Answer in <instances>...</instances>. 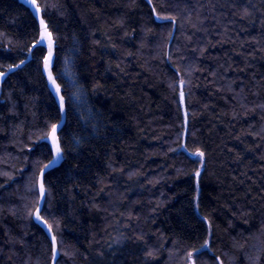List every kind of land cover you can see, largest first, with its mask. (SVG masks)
I'll return each mask as SVG.
<instances>
[{
    "label": "trees",
    "instance_id": "16d2710c",
    "mask_svg": "<svg viewBox=\"0 0 264 264\" xmlns=\"http://www.w3.org/2000/svg\"><path fill=\"white\" fill-rule=\"evenodd\" d=\"M38 2L55 5L43 16L65 112L28 53L32 10L0 0V71L25 61L0 79V264H53L28 215L53 123L64 153L41 215L59 264H187L205 240L196 264H264V0H153L174 25L147 0Z\"/></svg>",
    "mask_w": 264,
    "mask_h": 264
},
{
    "label": "snow or ice",
    "instance_id": "6c2138e0",
    "mask_svg": "<svg viewBox=\"0 0 264 264\" xmlns=\"http://www.w3.org/2000/svg\"><path fill=\"white\" fill-rule=\"evenodd\" d=\"M23 3L28 5L32 10L33 19L38 22L37 27V35L34 38V42L31 47L28 49L29 55H35L36 52H39L40 56L42 57V65L44 74L47 76V83L50 89L54 92L55 97L58 98V110L61 113L65 112V97L61 94L62 88L59 83H57V77L53 74V68L55 66V49H56V37L54 36L53 32L49 29L48 23L44 19L43 14L48 10L49 7H55V5H48L45 4L43 7L38 2V0H23ZM147 3L152 6V13L155 16L156 20H168L171 21L172 24H175L176 18L171 15H161L157 13L156 6L153 5V0H147ZM249 15L248 10L245 9V16ZM243 18V17H242ZM46 47V53L44 51ZM25 63L24 60H21L19 64H9L6 69L0 71V79L5 77L8 73L13 72L15 69H18ZM3 67V66H0ZM181 85V90L179 92L180 97V104L184 103V96L185 93L183 91L182 86L184 85L185 81L181 79L179 81ZM171 87V85H170ZM75 95V94H74ZM79 99V97H76ZM259 107L264 108V105H259ZM187 124V113L185 112V125ZM60 125L58 123H53L50 126V130L47 131L43 136L40 137V140L45 144L50 143V153L52 155V159L48 161L47 164L43 165L39 169L38 174L34 176V179L31 182V187L28 189L31 191L37 192V198L35 200V206L28 212L29 217H34V219L38 222L46 226L47 233L51 236V254H52V261L53 264H59L57 257L59 256L58 252V241L57 236L53 233V226L49 224L48 221L41 215V201L45 200L47 189L45 186V171L48 168L55 167L62 159L64 149L61 145L60 137L58 136V130ZM181 147H185L181 145ZM175 151V149H173ZM187 152V149L185 148ZM190 157L198 158V162L200 163L201 167L204 165V157L205 153L200 149H196L193 152L187 153ZM4 175H7L5 173ZM201 175L200 169H197L194 173V176L197 178V191H198V184H199V177ZM2 187V185H0ZM198 200V196L196 197ZM196 209H199V204H196ZM207 220V218H204ZM211 225L209 224V228ZM204 250H209V241L205 240L204 243L199 248H193L192 251L187 253V264H196V259L198 256H202ZM152 251L149 250L147 252L148 256H152ZM67 255V253H64ZM219 260V257H216ZM222 264V262H221Z\"/></svg>",
    "mask_w": 264,
    "mask_h": 264
},
{
    "label": "rangeland",
    "instance_id": "374dc122",
    "mask_svg": "<svg viewBox=\"0 0 264 264\" xmlns=\"http://www.w3.org/2000/svg\"><path fill=\"white\" fill-rule=\"evenodd\" d=\"M21 3H23V0H19ZM24 4V3H23ZM26 5V4H25ZM26 6H28V5H26ZM29 7V6H28ZM30 8V7H29ZM31 9V8H30ZM45 76H46V74H45ZM64 76H65V78H66V80H67V82H68V84L70 85V86H74V82H73V78H72V75H71V73L68 71V69H65L64 70ZM46 79H47V76H46ZM58 99V98H57ZM59 125H61V124H59ZM34 218V217H33ZM35 220V219H34ZM35 222H37L36 220H35ZM38 223V222H37ZM39 225H41L44 229H45V231L47 232V229H46V226H44L43 224H41V223H38ZM50 235V234H49Z\"/></svg>",
    "mask_w": 264,
    "mask_h": 264
},
{
    "label": "water",
    "instance_id": "95a60500",
    "mask_svg": "<svg viewBox=\"0 0 264 264\" xmlns=\"http://www.w3.org/2000/svg\"><path fill=\"white\" fill-rule=\"evenodd\" d=\"M179 90H181V85H179ZM178 99L180 100L179 95H178ZM179 106H180V110H181V114H182V118H183V125H184L183 135H185L186 126H187V124L185 125V112H186L185 101L183 104H180V102H179Z\"/></svg>",
    "mask_w": 264,
    "mask_h": 264
}]
</instances>
